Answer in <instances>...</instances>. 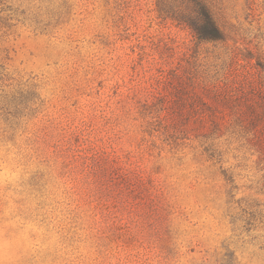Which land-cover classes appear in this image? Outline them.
Here are the masks:
<instances>
[{
	"label": "rangeland",
	"instance_id": "374dc122",
	"mask_svg": "<svg viewBox=\"0 0 264 264\" xmlns=\"http://www.w3.org/2000/svg\"><path fill=\"white\" fill-rule=\"evenodd\" d=\"M0 2V264H264V156L185 101L264 54V0H207L224 44L160 11L191 0Z\"/></svg>",
	"mask_w": 264,
	"mask_h": 264
},
{
	"label": "trees",
	"instance_id": "16d2710c",
	"mask_svg": "<svg viewBox=\"0 0 264 264\" xmlns=\"http://www.w3.org/2000/svg\"><path fill=\"white\" fill-rule=\"evenodd\" d=\"M191 2L193 4L188 14L179 10L172 12L165 8H160V11L165 17H171L178 24L188 27L198 42L226 43L228 35L217 22L207 0ZM1 18L0 13V21ZM235 50L226 76L211 84L203 83L202 90L197 95H192V100L186 97L185 101L189 103L191 109L201 113L197 120L196 137L209 141L229 133L244 138L249 144L256 146L264 156V54L262 51L253 53L252 50H247L243 53L238 48ZM246 58L256 60L250 70L244 71L238 66L240 61ZM167 80L171 83V94L176 93V90H183L184 93L186 89L189 90L188 86L181 90L178 88L177 84L188 83V81L182 83L181 76H173ZM188 84L191 85L190 82ZM181 106L183 105L174 102L166 107L167 115L160 120L164 123L166 132L188 134L189 122L183 119ZM198 106L201 111L197 109ZM214 146V141H211L205 148L206 151H210L211 157L220 155Z\"/></svg>",
	"mask_w": 264,
	"mask_h": 264
}]
</instances>
